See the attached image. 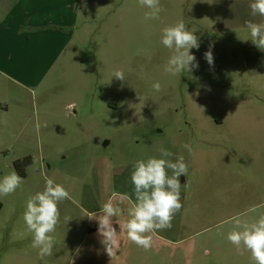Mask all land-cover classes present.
<instances>
[{
  "label": "rangeland",
  "instance_id": "374dc122",
  "mask_svg": "<svg viewBox=\"0 0 264 264\" xmlns=\"http://www.w3.org/2000/svg\"><path fill=\"white\" fill-rule=\"evenodd\" d=\"M161 2L164 11L154 24L138 19L136 0L125 5L112 0L114 9L99 12L67 64L61 53L38 68L34 84L23 80L12 89L16 100L10 113L0 116V179L13 170L19 174L16 163L27 162L20 166L21 187L0 196V264H80L77 252L89 246L83 239L99 226L88 217L99 218L109 199L122 208L112 226L114 252L124 257L114 264H254L251 253L237 251L227 235L242 231L238 219L252 223L264 215V53L255 45L246 51L248 35L206 33L198 22L210 21L178 11L169 15L179 0ZM182 6L188 9L189 1ZM180 20L198 37L199 48L190 52L199 67L173 75L165 71L173 51L160 36ZM210 47L212 66L204 58ZM17 69L26 71L21 64ZM117 70L124 81L113 76ZM156 82L158 92L152 87ZM161 147L173 153V162L183 156L188 175L179 177L182 209L170 229L151 234L146 251L120 230L130 219V202L121 198L135 201L133 164L161 158ZM45 176L62 184L72 199L59 203L52 255L41 259L23 215L27 200L44 190ZM92 237V251L106 253L99 231ZM91 263L112 264L104 256Z\"/></svg>",
  "mask_w": 264,
  "mask_h": 264
},
{
  "label": "clouds",
  "instance_id": "9594fccd",
  "mask_svg": "<svg viewBox=\"0 0 264 264\" xmlns=\"http://www.w3.org/2000/svg\"><path fill=\"white\" fill-rule=\"evenodd\" d=\"M140 7L147 9L144 13L145 20H159L160 13L164 11L160 0H138ZM253 16L264 17V0H253L250 4ZM250 32V40L260 50H264V22H246ZM160 43L173 55L165 65V71L173 75L184 72L190 73L199 67L192 48H199L198 37L193 31H189L183 20L177 21L172 26L164 27L161 31ZM204 58L210 66L214 64V57L211 47L204 53ZM113 76L118 80L126 79L123 71L117 70ZM155 91L161 90L159 82L153 84ZM189 152L192 151L190 144H184ZM160 157H148L138 159L133 164L131 183L134 185L135 201L129 197H122V200H129L130 207L127 214L130 219L120 226V230H126L128 239L137 247L149 250L152 247V233L157 230L170 229L172 220L183 205L181 202V174L188 175V166L183 156H178L173 162V153L163 147L159 149ZM171 170L172 175H168ZM24 183L15 170L0 179V196L13 194ZM70 200L69 191L53 179L45 176V187L38 191L26 202L23 219L29 232L33 234L32 247L39 249L38 255L41 259L52 255L55 239L52 233L55 232L60 222V211L58 205L64 200ZM249 211L255 212L256 208ZM122 208L114 204L112 199L103 203L100 207L99 218H93L96 214L89 216V219H98V231L103 237V243L107 246L109 256L112 254V247L116 244L117 231L112 226V218L119 217ZM71 218L65 217L68 222ZM118 223V221H117ZM236 226L242 231H231L227 235L229 243L234 245L237 251L243 249L251 253L254 264H264V215H261L252 223L247 221H236Z\"/></svg>",
  "mask_w": 264,
  "mask_h": 264
},
{
  "label": "crops",
  "instance_id": "0c3cea01",
  "mask_svg": "<svg viewBox=\"0 0 264 264\" xmlns=\"http://www.w3.org/2000/svg\"><path fill=\"white\" fill-rule=\"evenodd\" d=\"M179 1L177 7L169 8V15L178 11L185 13L192 20L210 21V23L203 22L205 25L198 22L204 30H207L206 33L208 29H213L214 32L225 35L224 37H239L243 34L250 36L246 22H264V17L251 14L250 4L253 0ZM188 1L189 8L183 11L182 5ZM136 2L138 3V0ZM168 2L176 5L178 0H168ZM160 3L162 5L161 0ZM137 6L138 19H144L147 9L140 7L139 4ZM113 9L112 0H0V93L2 96L0 116L9 114L11 101L16 100L15 96L10 95L12 89L22 85L23 80L33 83L38 68H46L61 53H65L63 56L65 61H62V65L67 64V61H70L68 56L73 50H78L82 44L80 37L90 35L92 23L97 19L99 12H109ZM116 11L122 17L126 16L121 8H116ZM161 13L160 17H162ZM154 21L156 20H153L155 24ZM101 32L106 36L108 29ZM233 40L240 42L238 38ZM252 45L254 47L252 41L246 43L248 53ZM262 51L264 53V50ZM249 56L253 55L245 57L249 58ZM19 64L26 69L25 73L17 69ZM28 69H31L29 75ZM98 228L99 226L90 228L83 239L89 246L86 251L79 248L77 257L80 264H92L91 261L99 256L109 258V261L111 259L114 264L115 259L120 260L124 257L121 251L114 252L116 249L113 248L114 246L111 249V257L107 246L106 253L101 255L92 251L95 237L92 235L98 232Z\"/></svg>",
  "mask_w": 264,
  "mask_h": 264
},
{
  "label": "trees",
  "instance_id": "16d2710c",
  "mask_svg": "<svg viewBox=\"0 0 264 264\" xmlns=\"http://www.w3.org/2000/svg\"><path fill=\"white\" fill-rule=\"evenodd\" d=\"M26 162H27V160H24V161H18V162L16 163V168L18 169L20 175H24V173H23L22 171H20V170H21V169H20V166H21L23 163H26Z\"/></svg>",
  "mask_w": 264,
  "mask_h": 264
}]
</instances>
